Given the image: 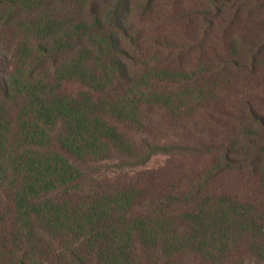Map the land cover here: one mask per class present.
I'll return each mask as SVG.
<instances>
[{
	"label": "trees",
	"instance_id": "obj_1",
	"mask_svg": "<svg viewBox=\"0 0 264 264\" xmlns=\"http://www.w3.org/2000/svg\"><path fill=\"white\" fill-rule=\"evenodd\" d=\"M0 264H264V0H0Z\"/></svg>",
	"mask_w": 264,
	"mask_h": 264
},
{
	"label": "rangeland",
	"instance_id": "obj_2",
	"mask_svg": "<svg viewBox=\"0 0 264 264\" xmlns=\"http://www.w3.org/2000/svg\"><path fill=\"white\" fill-rule=\"evenodd\" d=\"M167 157L164 155H158L153 157L149 163L146 165V168L148 169H155L157 167H160L162 165H164L167 161ZM181 159V158H180ZM206 161V160H204ZM204 161H191L192 164H203ZM103 170V168H102ZM226 184L231 187V188H241L245 185H247L248 183V178L246 176H243L241 174L238 173H234V174H229L226 176L225 178ZM246 188V187H244Z\"/></svg>",
	"mask_w": 264,
	"mask_h": 264
}]
</instances>
